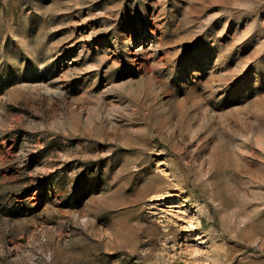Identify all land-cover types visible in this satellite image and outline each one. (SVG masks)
Listing matches in <instances>:
<instances>
[{
  "label": "rangeland",
  "instance_id": "rangeland-1",
  "mask_svg": "<svg viewBox=\"0 0 264 264\" xmlns=\"http://www.w3.org/2000/svg\"><path fill=\"white\" fill-rule=\"evenodd\" d=\"M0 264H264V0H0Z\"/></svg>",
  "mask_w": 264,
  "mask_h": 264
},
{
  "label": "bare ground",
  "instance_id": "bare-ground-1",
  "mask_svg": "<svg viewBox=\"0 0 264 264\" xmlns=\"http://www.w3.org/2000/svg\"><path fill=\"white\" fill-rule=\"evenodd\" d=\"M196 239H198V238H195V240H196ZM200 243H201V242H199V244H200Z\"/></svg>",
  "mask_w": 264,
  "mask_h": 264
}]
</instances>
